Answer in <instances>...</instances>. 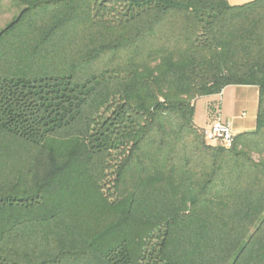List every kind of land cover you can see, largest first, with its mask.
I'll use <instances>...</instances> for the list:
<instances>
[{
  "label": "trees",
  "instance_id": "16d2710c",
  "mask_svg": "<svg viewBox=\"0 0 264 264\" xmlns=\"http://www.w3.org/2000/svg\"><path fill=\"white\" fill-rule=\"evenodd\" d=\"M0 29V264H264V0H14ZM258 89L227 147L195 100Z\"/></svg>",
  "mask_w": 264,
  "mask_h": 264
},
{
  "label": "crops",
  "instance_id": "0c3cea01",
  "mask_svg": "<svg viewBox=\"0 0 264 264\" xmlns=\"http://www.w3.org/2000/svg\"><path fill=\"white\" fill-rule=\"evenodd\" d=\"M252 0H228L232 5L242 4ZM207 100V116L206 124L200 126L203 128L209 125L216 115L219 114L221 120L230 122L235 134L251 131L255 128V120L258 106V89L251 85H229L222 89L219 94L211 96L199 97ZM218 100V109H216V101ZM214 102V115L211 116L209 104ZM218 110V111H217ZM212 120V121H211Z\"/></svg>",
  "mask_w": 264,
  "mask_h": 264
},
{
  "label": "rangeland",
  "instance_id": "374dc122",
  "mask_svg": "<svg viewBox=\"0 0 264 264\" xmlns=\"http://www.w3.org/2000/svg\"><path fill=\"white\" fill-rule=\"evenodd\" d=\"M17 11L18 8L15 5L14 0H0V29L3 28L6 23L11 21V19L16 16ZM214 105H215L214 102H211L209 104L210 107L209 109L211 110L210 112L211 116L214 115V110L218 109V100L216 101V105H215L216 109L213 108ZM206 116H207V100H205V98H200L195 104V110H194L195 123L199 124L200 126H203L204 124H206ZM203 128L200 129L202 130Z\"/></svg>",
  "mask_w": 264,
  "mask_h": 264
},
{
  "label": "built area",
  "instance_id": "2783aa9c",
  "mask_svg": "<svg viewBox=\"0 0 264 264\" xmlns=\"http://www.w3.org/2000/svg\"><path fill=\"white\" fill-rule=\"evenodd\" d=\"M202 132L208 142H220L227 147L234 143L235 133L230 122L221 120L219 114Z\"/></svg>",
  "mask_w": 264,
  "mask_h": 264
}]
</instances>
